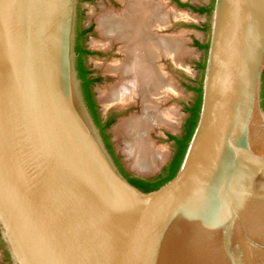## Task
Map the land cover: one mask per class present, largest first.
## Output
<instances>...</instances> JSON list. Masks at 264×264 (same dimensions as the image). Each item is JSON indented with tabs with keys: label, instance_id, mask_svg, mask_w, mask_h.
Wrapping results in <instances>:
<instances>
[{
	"label": "water",
	"instance_id": "water-1",
	"mask_svg": "<svg viewBox=\"0 0 264 264\" xmlns=\"http://www.w3.org/2000/svg\"><path fill=\"white\" fill-rule=\"evenodd\" d=\"M81 0H0V239L10 264H264V0H214L176 176L122 173L78 70Z\"/></svg>",
	"mask_w": 264,
	"mask_h": 264
},
{
	"label": "rangeland",
	"instance_id": "rangeland-1",
	"mask_svg": "<svg viewBox=\"0 0 264 264\" xmlns=\"http://www.w3.org/2000/svg\"><path fill=\"white\" fill-rule=\"evenodd\" d=\"M180 1L197 8H212L214 4V0ZM154 4L162 5V17L165 19L163 26L156 27L152 31L155 38L177 40L179 46L176 58L164 56L159 60V64L164 66L165 82L170 84L171 88L166 93L164 91L161 96L154 98L157 109L152 114L154 121L148 132V138L158 152V157L152 168L141 170L136 167L132 157L129 156L131 135L118 133V127L144 116L145 97L140 94L131 103L122 104L123 106L104 100L105 92H109L114 87H120L126 80L121 76L115 77L107 74V72L110 73L108 71L110 66L115 61L123 60L124 57L117 53L118 42H111L100 30V20L110 13H123L124 6L119 0H81L80 2L79 31H90L86 37V44L94 54L90 57V63L104 77L96 88L101 108L106 113L110 110L118 111L116 122L108 130L113 147L125 168L142 177L159 175L174 155L173 142H170L167 135L180 136L182 134L183 125L189 115L186 108L190 107L196 98L193 88L198 86L203 77L198 65L205 62L206 52L198 48L195 42L203 45L209 42V14L196 13L191 8L179 6L174 0H154ZM159 64L157 66H160Z\"/></svg>",
	"mask_w": 264,
	"mask_h": 264
},
{
	"label": "bare ground",
	"instance_id": "bare-ground-1",
	"mask_svg": "<svg viewBox=\"0 0 264 264\" xmlns=\"http://www.w3.org/2000/svg\"><path fill=\"white\" fill-rule=\"evenodd\" d=\"M119 1L124 6L123 13L104 15L100 20V30L110 41L120 43L118 54L124 59L112 64L111 71L126 81L120 87L105 92L104 100L124 105L131 103L140 94L145 97L144 116L118 127V133L131 135L129 156L137 168L145 170L152 168L158 157V152L148 138L154 121L152 114L157 109L154 98L171 88L164 81V74L156 62L163 56L176 58L179 43L169 38L156 39L152 32L165 21L162 5L156 6L154 0Z\"/></svg>",
	"mask_w": 264,
	"mask_h": 264
},
{
	"label": "flooded vegetation",
	"instance_id": "flooded-vegetation-1",
	"mask_svg": "<svg viewBox=\"0 0 264 264\" xmlns=\"http://www.w3.org/2000/svg\"><path fill=\"white\" fill-rule=\"evenodd\" d=\"M174 2L177 3L179 6L182 3L180 0H174ZM188 8H197V7L189 6ZM83 32H85L84 38H82L81 41H79V38H78V41L81 43L83 51H84L83 55L82 54L79 55V58H78V61H79V59H81V61H82V66H83V71H84V76H85V79L82 80V85H83V88L85 87L87 89V94H86L87 96H85L87 104L90 108V111H91V114L93 116L95 123L97 124L98 128L100 129L101 135L105 141L107 148L109 149L110 153L114 157V159H115L117 165L119 166L120 170L122 171V173L125 175V177H127V179L133 185H135L133 183L134 179H141V180H146V181H151V182H160V181L164 180L166 177H168L172 173L171 165H172L173 160L175 159V157L177 156V154L179 152V143L180 142L186 143V138L188 137V132L190 129L189 125H188V121H189V119H191V116H192L191 113H188L189 114L188 118L186 119V121L183 125L182 134L180 136H176V135H172V134L167 135L170 142H173L174 155H173L172 159L169 161V163L163 167V169L161 170L159 175L154 176V177H142V176L135 175V174L131 173L130 171H128L125 168V166L123 165L119 156L116 154L115 149H114L113 144H112L111 137H110L109 132H108L109 128H111V126L117 120V112L118 111L110 110L109 112L106 113L101 108L96 88L101 84L102 79H104V77L100 73H98L96 71V69L93 67V65L90 63V57L94 55L92 53V51L90 50V48L86 44V37L90 33V31L84 30ZM111 42L117 43V41H115V40H113ZM117 44H118V50H117V53H118L119 43H117ZM121 57H123V56H121ZM160 59H162V58H160ZM160 59L157 60L156 65L159 64ZM119 61H122V60L115 61L114 63L116 64ZM158 68L160 70H162V73L164 74L163 79L165 81L164 66L160 65V66H158ZM108 71L110 72V73L107 72L108 75H111V76L114 75L116 77H120L118 75H115V73L111 71V66L108 69ZM83 91H84V89H83ZM84 95H85V92H84ZM195 100H196V98H195ZM195 103H196V101H194V103L190 107H187V108H193L195 106ZM124 105H126V104H124ZM119 106H123V105H119ZM187 108H186V111H187ZM172 136L175 137L176 139L171 140L170 137H172ZM166 169L168 171H166L164 173V171ZM169 169H170V171H169ZM0 264H10L9 255H8L7 251L5 250V247H4L1 239H0Z\"/></svg>",
	"mask_w": 264,
	"mask_h": 264
},
{
	"label": "trees",
	"instance_id": "trees-1",
	"mask_svg": "<svg viewBox=\"0 0 264 264\" xmlns=\"http://www.w3.org/2000/svg\"><path fill=\"white\" fill-rule=\"evenodd\" d=\"M181 7H189L188 5H185V4H180ZM193 9L196 13H199V14H211V10L212 8L210 7H201V8H191ZM208 29V28H207ZM85 36V32L83 31H79V41L82 40V38H84ZM78 41V44H77V53L79 55H83L84 51H83V48H82V45L81 43ZM196 46L198 48H200L201 50H205L206 54H207V50H208V44L207 45H203L201 44L200 42H195ZM199 67V70H201V72L203 73L204 72V68H205V62L204 63H199L198 65ZM78 70H79V73H80V78L82 80L85 79V76H84V71H83V66H82V61L81 59H79L78 61ZM202 82V81H201ZM201 82L198 84L197 87L193 88V91H195L196 93V103H195V106L193 108H187V113H191V119H189L188 121V125H189V132H188V137L186 138V143L185 142H180L179 143V152L177 154V156L175 157V159L173 160L172 162V165H171V170H172V173L166 177L164 180L160 181V182H151V181H146V180H141V179H134L133 180V183L135 184V186L137 188H139L140 190H142L143 192L145 193H148V192H151V191H154V190H157L159 189L161 186H163L164 184H166L167 182L171 181L177 174L178 170H179V167L182 163V160L184 158V155H185V152H186V149H187V146H188V143L192 137V134L195 130V127L197 125V122H198V119H199V112H200V109H201V104H202V86H201ZM263 82H264V79H263ZM84 92H85V96H87V89L84 87ZM263 108H264V85H263ZM171 140H175L176 138L175 137H170ZM168 171L167 169L164 171V173ZM170 171V169H169Z\"/></svg>",
	"mask_w": 264,
	"mask_h": 264
}]
</instances>
